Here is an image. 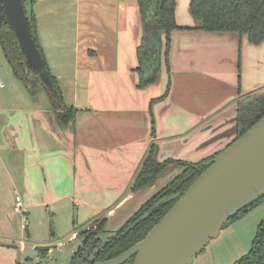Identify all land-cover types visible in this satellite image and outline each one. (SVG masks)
I'll return each mask as SVG.
<instances>
[{"label": "crops", "instance_id": "crops-1", "mask_svg": "<svg viewBox=\"0 0 264 264\" xmlns=\"http://www.w3.org/2000/svg\"><path fill=\"white\" fill-rule=\"evenodd\" d=\"M56 1L35 0L33 11L50 71L58 83L73 79L67 87L73 91L70 103L63 83L59 86L66 105L78 109L74 134L52 119L49 105L22 109L0 101V170L12 185L20 178L28 194L35 185L73 182L80 194L76 203L86 206L89 216L105 211L107 225L114 222L117 230L125 222V214L119 223L113 220L119 211L131 201L138 210L146 193L155 192L154 184L132 189L151 144L157 145L159 161L198 162L223 150L221 141L235 124L240 101L249 104L251 95L264 92V62L258 60L264 59V41L254 44L237 32L200 29L191 0H176L179 28L171 35L170 70L164 66L156 83L140 89L137 0H111L104 23L91 28L93 42L81 41L78 17L76 34L64 32L60 24L66 23L67 9ZM168 84V95L156 100ZM5 241L0 245L8 246Z\"/></svg>", "mask_w": 264, "mask_h": 264}, {"label": "trees", "instance_id": "trees-1", "mask_svg": "<svg viewBox=\"0 0 264 264\" xmlns=\"http://www.w3.org/2000/svg\"><path fill=\"white\" fill-rule=\"evenodd\" d=\"M24 1L31 4V10H28L26 4L25 6L30 19L32 34L44 58L46 67L57 86V92L53 93L45 85L39 73L28 67L25 56L18 45L16 35L5 21L0 25V46L15 76L22 82L25 89L34 96L39 90H43L50 99L52 109L57 113L58 122L65 126L74 125L78 109L66 105L58 81L50 71L45 59L38 37L36 16L33 11L35 0ZM137 2L141 39L137 46L138 67L136 71L139 75L138 87L144 89L157 82L164 66L168 71L170 70L171 35L172 31L179 28V26L176 22V0H137ZM190 11L197 19L198 28L200 29L214 32H237L241 35H247L249 41L254 44L264 41V0H191ZM169 91L170 84H168L164 94L156 100L165 98ZM259 99L256 98L255 101H259ZM245 115H249V118L243 117L238 120L239 122L242 121L244 126L240 128L234 140L264 116V98L263 104L259 105L257 110L256 108L252 111L245 109ZM153 133H155L154 126ZM219 152L221 150L212 157L198 162H188L173 158L159 161L157 159V145L155 143L151 144L134 180L133 191H139L152 185L171 163L184 165V170L153 194L106 241L103 242L100 235L105 231L107 218L97 220L95 225L86 229L81 234L83 236L82 242L78 250L75 251L70 264H77L78 259L82 258L88 248H91V253L85 259V264H95L98 261L119 256L142 240L176 202L177 199L168 200V196L174 193L183 194L208 168L206 161L214 158ZM263 197L257 201H260ZM250 206L241 212H246ZM146 212L148 214L142 218ZM238 215L234 218L238 217ZM132 224L133 227L128 229ZM133 261L134 257L123 264L128 262L132 264ZM233 264H264V219L258 226L250 250Z\"/></svg>", "mask_w": 264, "mask_h": 264}, {"label": "rangeland", "instance_id": "rangeland-1", "mask_svg": "<svg viewBox=\"0 0 264 264\" xmlns=\"http://www.w3.org/2000/svg\"><path fill=\"white\" fill-rule=\"evenodd\" d=\"M110 2L111 0H57V7L67 9L66 12L63 9L64 14L62 15H65L66 23L61 22L60 25L64 26V32L72 33L74 36L78 17V24H80L78 34L81 36V41L93 42L95 39L89 37H92L91 33L95 35L96 32H92L91 28L94 25L96 28L100 27L98 22L104 23L105 11L110 7ZM25 4L28 10H31V4L29 2ZM58 17H61V15ZM53 23L54 21L51 20L50 25H53ZM258 60L264 62V59L258 58ZM82 64L97 66L95 62L85 63L83 60ZM0 79L5 84V88L1 89L4 96L0 97V101L6 103L9 107L28 109V107L35 104L49 105L52 108L50 99L43 90H39L34 96L25 89L22 82L15 76L1 46ZM61 81L59 83H63L65 100L68 104L72 100L73 91L71 88L67 89V87L69 85L73 86V79L69 78ZM256 96H259V101L252 99ZM250 98L249 103L254 102L249 105L245 103L246 99L244 98L240 101L241 110L234 121L235 124L227 129L225 134L227 138L221 141L225 142L224 148L237 137L238 131L244 126L243 122L238 120L243 117L249 118V115H245V109L252 111L256 108L257 110V107L263 104L264 92L262 95L259 92L251 95ZM49 113L52 115V119L57 120V113L54 109L49 110ZM59 126L63 130H68L74 134V125L65 126L59 122ZM184 168V165L177 163L168 165L153 183L156 185L153 189L155 192H148L144 196L145 198L141 199L143 204L181 173ZM12 184L14 183H12L10 177L6 174L2 175L0 170V243L6 240L7 242H5L8 244V246L0 245V264H70L75 251L78 250L82 242L83 236L81 234L106 215L105 211H102L89 216L86 206L84 207L81 203L77 204L74 200L75 194H80L74 191L73 182L67 179L62 184L50 183L45 186L39 185L37 188L34 184L35 188L29 192L30 194L21 185L20 178L16 177V186ZM16 189L24 198L26 205V214L23 219L13 208ZM28 195L32 198L31 201L27 199ZM136 202L131 201L126 204L113 220L119 223L121 217L125 214L126 222L137 211L132 209ZM128 212L132 214L128 216ZM263 219L264 197L260 201H256L246 212H241L238 217L228 220L221 228L220 234L210 240L191 264H233L250 250L258 226ZM23 222L27 223V227L23 226ZM116 226L118 225L111 221L108 225L106 224L105 231L100 235L103 242L116 231L114 230ZM74 233H76L75 237H73ZM4 234L7 235V239L1 238ZM22 241L25 246H22ZM38 245H56V247L49 251L38 252L35 248ZM77 264H85V260L82 261V258H80Z\"/></svg>", "mask_w": 264, "mask_h": 264}, {"label": "water", "instance_id": "water-1", "mask_svg": "<svg viewBox=\"0 0 264 264\" xmlns=\"http://www.w3.org/2000/svg\"><path fill=\"white\" fill-rule=\"evenodd\" d=\"M4 21L14 31L28 67L56 93L33 37L25 1L0 0V25ZM206 164L208 168L183 194L168 196L176 202L142 240L119 256L95 264H123L133 257L132 264H191L228 220L264 196V116ZM54 247L35 248L42 252ZM90 252L88 248L82 261Z\"/></svg>", "mask_w": 264, "mask_h": 264}, {"label": "built area", "instance_id": "built-area-1", "mask_svg": "<svg viewBox=\"0 0 264 264\" xmlns=\"http://www.w3.org/2000/svg\"><path fill=\"white\" fill-rule=\"evenodd\" d=\"M0 86L1 87L5 86L4 82L1 79H0ZM14 209H15V212L18 213L21 216V218L23 219L26 213H25V209H24L23 198L19 193H17V195H16V202H15ZM26 224H27L26 222H23V226L27 227Z\"/></svg>", "mask_w": 264, "mask_h": 264}]
</instances>
